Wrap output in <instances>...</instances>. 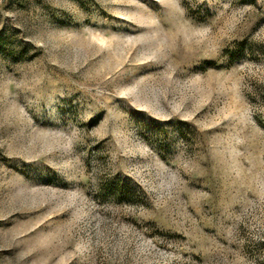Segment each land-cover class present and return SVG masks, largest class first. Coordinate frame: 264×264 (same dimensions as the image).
I'll list each match as a JSON object with an SVG mask.
<instances>
[{
    "label": "rangeland",
    "instance_id": "1",
    "mask_svg": "<svg viewBox=\"0 0 264 264\" xmlns=\"http://www.w3.org/2000/svg\"><path fill=\"white\" fill-rule=\"evenodd\" d=\"M0 264H264V0H0Z\"/></svg>",
    "mask_w": 264,
    "mask_h": 264
}]
</instances>
